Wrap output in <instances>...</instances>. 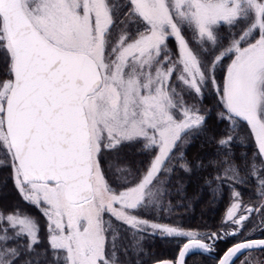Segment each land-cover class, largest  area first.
<instances>
[{
	"label": "snow or ice",
	"instance_id": "snow-or-ice-1",
	"mask_svg": "<svg viewBox=\"0 0 264 264\" xmlns=\"http://www.w3.org/2000/svg\"><path fill=\"white\" fill-rule=\"evenodd\" d=\"M0 61V168L44 218L0 208V264H127L130 251L141 264L148 236L179 245L157 264L229 237L218 264H264L250 238L264 236V0H0ZM209 95L217 152L189 161ZM238 142L253 146L239 161ZM194 169L227 193L215 231L160 215L172 176Z\"/></svg>",
	"mask_w": 264,
	"mask_h": 264
},
{
	"label": "trees",
	"instance_id": "trees-1",
	"mask_svg": "<svg viewBox=\"0 0 264 264\" xmlns=\"http://www.w3.org/2000/svg\"><path fill=\"white\" fill-rule=\"evenodd\" d=\"M1 75H3V72H0ZM215 104L216 102H209V107L213 111L208 117L205 133L195 138L185 149V155L189 161L207 160L217 152L216 145L209 139V137L219 135L223 131L222 126L216 119ZM245 143L246 146H241L238 142L233 148L237 161H239L241 153L251 154L253 150L251 143ZM207 176V171L198 169H194L190 173L177 170L172 176V195L170 197L172 210L165 209L160 215L170 218L171 222H178L186 228L199 229L200 231L211 230L218 226L222 216L225 215L229 200L226 192L223 197L213 193L205 184ZM3 177L0 178V187L5 184L2 181L4 180ZM4 188L2 187L1 191ZM177 188H179V192H177ZM165 222H169V220L166 219ZM143 246L147 255L139 257L141 264H152L170 259L179 247L175 240L159 236L146 237ZM137 259L134 253L130 251L127 264H136Z\"/></svg>",
	"mask_w": 264,
	"mask_h": 264
},
{
	"label": "rangeland",
	"instance_id": "rangeland-1",
	"mask_svg": "<svg viewBox=\"0 0 264 264\" xmlns=\"http://www.w3.org/2000/svg\"><path fill=\"white\" fill-rule=\"evenodd\" d=\"M3 71H4V64L2 61H0V72L2 73ZM210 101L216 102L215 97L209 95L203 101V105L207 109H210V107H209ZM186 147H185V149H186ZM140 154L141 153L139 152V146L138 145L127 146L123 149V151L121 153L123 161L132 167H138L141 165V162L144 161ZM1 177L4 178V180H2V181L5 184L0 187V208L11 209L13 207L19 206L20 208H22V209L26 210L28 213H30L32 216L37 217L40 220L41 226L43 227L44 218L41 216L40 212L35 207L27 205L19 197L16 189L13 186V182H12V179L10 177V170L6 169V168H0V178ZM2 187H5L3 191H1Z\"/></svg>",
	"mask_w": 264,
	"mask_h": 264
},
{
	"label": "flooded vegetation",
	"instance_id": "flooded-vegetation-1",
	"mask_svg": "<svg viewBox=\"0 0 264 264\" xmlns=\"http://www.w3.org/2000/svg\"><path fill=\"white\" fill-rule=\"evenodd\" d=\"M139 152L141 153L140 150H139ZM140 155H141L143 160L146 159V157L142 153ZM250 196H251V190L249 188L248 190H246L244 192V199L247 201V200H249ZM227 206H228V204H227ZM227 206H226V208H227ZM223 218H224V216H222V219ZM222 219L220 220L218 226L211 229L212 231H215L218 229V227L221 224ZM254 223H255V219H253L248 224V228H251ZM207 231H209V230H207ZM201 232H206V231H201ZM250 238H264V236H261L260 233L257 232L254 236H252ZM238 239H240V238L239 237H237V238L229 237V238L217 243L215 252H213V253H208V252H204L203 250H200L199 253H196V254L189 256L186 259V264H218L217 258L220 257L223 254V252L226 251L228 247L232 246V244L235 242V240H238ZM177 252H178V250L175 252V254L172 258L167 259V260H175V258L177 256ZM252 255L259 257V259H261V260H264V252H254V253H252ZM240 259H243V256H241ZM163 261H166V260H163ZM158 262H162V260L158 261ZM155 263H157V262H155ZM155 263H152V264H155ZM236 264H239V260L236 261Z\"/></svg>",
	"mask_w": 264,
	"mask_h": 264
},
{
	"label": "water",
	"instance_id": "water-1",
	"mask_svg": "<svg viewBox=\"0 0 264 264\" xmlns=\"http://www.w3.org/2000/svg\"><path fill=\"white\" fill-rule=\"evenodd\" d=\"M199 252H200V250H196V251H194L193 253H191L189 256H191V255H193V254H196V253H199ZM189 256H188V257H189ZM188 257H187V258H188ZM187 258H186V259H187ZM156 264H157V263H156Z\"/></svg>",
	"mask_w": 264,
	"mask_h": 264
}]
</instances>
